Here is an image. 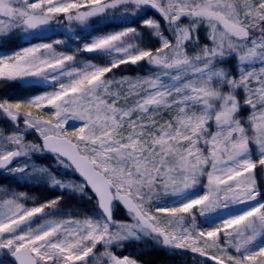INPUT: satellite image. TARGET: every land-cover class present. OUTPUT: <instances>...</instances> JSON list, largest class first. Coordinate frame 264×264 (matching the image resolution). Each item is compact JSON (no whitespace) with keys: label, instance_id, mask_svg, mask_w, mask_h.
<instances>
[{"label":"snow or ice","instance_id":"1","mask_svg":"<svg viewBox=\"0 0 264 264\" xmlns=\"http://www.w3.org/2000/svg\"><path fill=\"white\" fill-rule=\"evenodd\" d=\"M10 83L0 174L52 195L0 191V264H264V0H0Z\"/></svg>","mask_w":264,"mask_h":264},{"label":"rangeland","instance_id":"2","mask_svg":"<svg viewBox=\"0 0 264 264\" xmlns=\"http://www.w3.org/2000/svg\"><path fill=\"white\" fill-rule=\"evenodd\" d=\"M44 37H45L44 42H49L52 39L63 38L62 36L54 33L53 31L44 33ZM34 42H41V41L37 39ZM8 50L11 51L12 49H8ZM85 55L87 57L90 54H85ZM96 62H99V59H97ZM147 70L148 69L146 67L138 68V69H133L129 67L124 69L123 73L120 70H116V72L118 76L121 74L135 75L137 72L141 74L146 73ZM31 94H34V90L33 92H27L25 89L19 87L16 84L10 83L7 85H0V95H14V96L23 97L25 95H31ZM247 112L248 110L245 109L244 115H247ZM69 124L75 127L76 125L79 124V122L69 120ZM69 130L72 129L70 128ZM29 139H33V137L30 136ZM43 163L51 164L52 160L49 157L45 161H43ZM256 173H257L258 182L261 185H264V173H261L259 167L256 169ZM4 189L26 191L38 197L40 200H43L45 198H50L52 195L43 186H39V187L35 185L21 186V184L14 181L10 176H7L5 174H0V191ZM63 206L66 212L75 213L78 216H83L85 214L90 215L95 210V200L90 201L87 198L80 199V198L65 197V200L63 201ZM116 218L120 220L126 218V213L123 208L116 209ZM198 219H202V218L198 217ZM159 251L162 252L164 258L167 259L170 264H192L190 254L184 255L179 251L173 252L163 247H159L154 243H152L151 241L128 244L126 245L124 249V253L122 254H129L137 258L141 262V264H152L151 261H149V259L145 257V255H149L152 252H159ZM154 264H160V263L156 262Z\"/></svg>","mask_w":264,"mask_h":264},{"label":"trees","instance_id":"3","mask_svg":"<svg viewBox=\"0 0 264 264\" xmlns=\"http://www.w3.org/2000/svg\"><path fill=\"white\" fill-rule=\"evenodd\" d=\"M146 258L149 259V261H151L152 264L158 262L160 264L164 263V264H170L168 262L167 259L164 258L163 254L161 251L159 252H152L149 255H145Z\"/></svg>","mask_w":264,"mask_h":264}]
</instances>
